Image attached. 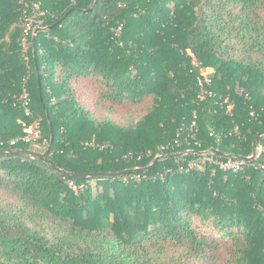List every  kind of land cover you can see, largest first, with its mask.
<instances>
[{"label": "trees", "instance_id": "obj_1", "mask_svg": "<svg viewBox=\"0 0 264 264\" xmlns=\"http://www.w3.org/2000/svg\"><path fill=\"white\" fill-rule=\"evenodd\" d=\"M262 131L264 0H0V149L52 137L0 154V264H264V169L188 166Z\"/></svg>", "mask_w": 264, "mask_h": 264}, {"label": "built area", "instance_id": "obj_2", "mask_svg": "<svg viewBox=\"0 0 264 264\" xmlns=\"http://www.w3.org/2000/svg\"><path fill=\"white\" fill-rule=\"evenodd\" d=\"M34 7L37 8L38 5L34 4ZM43 12H38L36 15L37 17H39L40 15H42ZM42 25V20L40 18H33L30 17L28 19H26V26H25V31H24V36H23V46L25 47L26 45V40L29 36H33L36 32V29L38 27H40ZM187 54L190 57L191 63L197 64L196 62V56L193 52H191L190 50H187ZM206 69V71H205ZM212 73V69L205 67L202 68L201 70V74L197 79V82L199 85H202L203 83H209L210 82V74ZM208 95H211L212 93L210 91H206ZM205 91L202 92V94L200 95V99H203L205 97ZM28 94L24 91L21 95V107L23 108V110L25 111V113L27 115L30 114V109L28 106ZM216 104L219 105H224L225 104V108L226 111L230 110V104L228 102V98H223L220 101H215ZM250 115H253V112L250 111ZM23 132H24V136L23 139L26 141H38L41 138V132H40V128H39V124L38 121L34 120L31 123H29L28 125L24 126L23 128ZM11 143H14V140L11 141ZM189 150V149H188ZM190 153L197 154L195 158L191 159L188 162V166L192 167H198L200 169H203V166L208 164L211 165L213 168H217L221 171H240L241 169H243V167L247 166V165H253L257 168H261L264 169V162H260L258 160L259 157H263L264 158V147L263 145L257 143L255 150H254V161H249V159L252 157V152L246 156L240 157V156H234V155H229V156H219L218 154H216L214 151L212 150H206V151H202L199 152V154L195 151L190 150ZM157 155H162V154H157ZM69 185L72 188H76L75 185H73V183L70 181Z\"/></svg>", "mask_w": 264, "mask_h": 264}, {"label": "water", "instance_id": "obj_3", "mask_svg": "<svg viewBox=\"0 0 264 264\" xmlns=\"http://www.w3.org/2000/svg\"><path fill=\"white\" fill-rule=\"evenodd\" d=\"M90 8H88L86 11H89ZM264 134V131L258 133L254 138H253V141H252V157L249 159V161H254V150H255V147L258 143V140H259V137L262 136ZM51 144H52V137H51V140H50V143H49V146L47 147V149L42 152V153H38V152H33V151H30V150H21V149H14V150H4V149H0V154L1 153H5V152H18V153H23V154H26V155H29L30 157H34V158H38V159H44L45 155L48 153V151L50 150L51 148ZM190 153V152H189ZM216 154L218 155H223L224 156V153H221V152H215ZM184 154V153H182ZM165 155H156L152 161V163L148 166H152L157 160L158 158L160 157H164ZM124 172H127V171H124ZM111 174H114V173H111Z\"/></svg>", "mask_w": 264, "mask_h": 264}, {"label": "rangeland", "instance_id": "obj_4", "mask_svg": "<svg viewBox=\"0 0 264 264\" xmlns=\"http://www.w3.org/2000/svg\"><path fill=\"white\" fill-rule=\"evenodd\" d=\"M77 93H78L79 98L83 101H86V104L89 106L90 103L87 100L88 93L86 92V88H82L81 86L78 87ZM95 114L114 119L118 123L124 122V121H131V120L135 121L136 120V112L134 110L123 112L117 117L109 114L108 112H104V114L102 115L101 111H97L95 112Z\"/></svg>", "mask_w": 264, "mask_h": 264}]
</instances>
